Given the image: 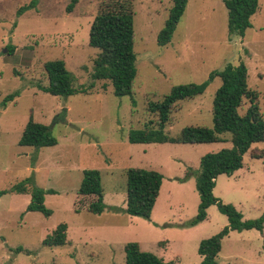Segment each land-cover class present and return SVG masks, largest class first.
Segmentation results:
<instances>
[{"label": "rangeland", "instance_id": "rangeland-1", "mask_svg": "<svg viewBox=\"0 0 264 264\" xmlns=\"http://www.w3.org/2000/svg\"><path fill=\"white\" fill-rule=\"evenodd\" d=\"M30 1L0 0V191H6L0 196V264H124L123 247L128 243L165 264H199L200 240L217 234L227 220L210 205L201 223L184 226L197 210L194 172L203 155L230 144H129L127 134L156 128L157 117L147 106L161 101L171 87L199 84L209 72L239 62L264 119V0L257 1L242 37L227 35L221 0H186L165 46L156 44V35L172 0H128L135 76L130 96L122 97L112 94L108 81H95L87 93L67 97L35 87L46 85L43 64L54 60L64 62L75 87L89 82L98 51L87 44L88 29L100 8L116 0H76L68 13L70 0H36L17 13ZM219 85L214 78L200 95L175 103L164 131L175 136L188 126L210 129L211 103ZM12 93L16 95L2 106ZM245 106L244 101L239 114ZM29 116L48 128L54 146L34 151L17 145ZM222 137L228 141V134ZM261 151L264 143L251 145L240 169L214 181L212 196L233 206L241 221L254 220L264 211V156L251 158ZM134 168L161 175L148 220L123 212L125 171ZM90 169L99 173L105 207L100 214L74 213L72 204L82 201L76 195L82 171ZM26 178L38 188L53 190L44 195L48 217L25 211L28 193L8 192ZM58 224L66 225L65 244L44 246L43 239ZM16 247L29 254L15 253ZM215 263L264 264V224L261 232H229Z\"/></svg>", "mask_w": 264, "mask_h": 264}, {"label": "trees", "instance_id": "trees-1", "mask_svg": "<svg viewBox=\"0 0 264 264\" xmlns=\"http://www.w3.org/2000/svg\"><path fill=\"white\" fill-rule=\"evenodd\" d=\"M36 0L20 7L17 13L31 8ZM258 0H221L226 10V32L228 36L242 37L250 27L249 18L257 9ZM76 0H70L65 8L71 11ZM186 5V0H172L163 27L156 35V44L165 46L169 43L175 25L179 21ZM132 12L128 0H116L100 8L93 17L87 36V44L97 49L93 60L89 82L75 87L72 75L65 69L62 60L48 61L43 64L46 85L37 84L38 91L51 96L67 97L73 94L87 93L93 88L95 81H108L112 94L116 97L130 96L131 83L135 76V55L133 52ZM11 48L7 52L10 53ZM219 78L220 85L216 89L211 103L210 129L199 126L182 128L175 136L169 135L163 127L168 121L171 107L182 100L200 95L206 86ZM246 69L242 62L236 65L227 64L220 70L209 72L206 80L199 84L176 85L171 87L161 101L149 103L147 109L157 117L156 128L131 130L127 134L129 144H178L194 145L228 142L229 148H222L214 153H207L199 159L198 169L194 172V188L198 195L196 214L185 223V227H193L205 219V211L215 205L217 211L224 215L227 225L217 234L200 240L197 254L199 264H216L215 257L220 250L221 240L229 232L255 230L261 232L264 224V211L254 220L241 221V214L233 206L222 204L212 196L215 178L219 175H230L241 168L242 155L255 143H264V119L257 107V94L250 90L246 83ZM16 93L7 95L5 102ZM246 106L239 114L243 102ZM228 134L226 141L222 136ZM56 140L48 132V128L32 120L31 116L24 124L18 146L30 147L37 151L43 147H51ZM264 151L251 154V158L260 159ZM34 158V157H33ZM34 159L31 161L33 162ZM190 171V170H189ZM76 191L81 202L72 204L73 212L82 210L91 214H100L104 209L103 193L97 170H83ZM193 175V174H192ZM161 184V175L152 170L127 169L125 171V207L123 212L128 216L149 219ZM8 192L29 194V203L25 211L38 212L48 217L51 211L44 204V195L53 194V190H43L34 185L31 178L15 184ZM6 191H0V196ZM116 210L117 208H111ZM66 225L58 224L52 232L45 236L42 244L47 247H58L65 244ZM15 253L29 254L21 247ZM124 264H165L154 255L139 250L136 243H128L123 247Z\"/></svg>", "mask_w": 264, "mask_h": 264}, {"label": "crops", "instance_id": "crops-1", "mask_svg": "<svg viewBox=\"0 0 264 264\" xmlns=\"http://www.w3.org/2000/svg\"><path fill=\"white\" fill-rule=\"evenodd\" d=\"M161 185V184H160ZM156 200V199H155ZM155 203V202H154Z\"/></svg>", "mask_w": 264, "mask_h": 264}]
</instances>
